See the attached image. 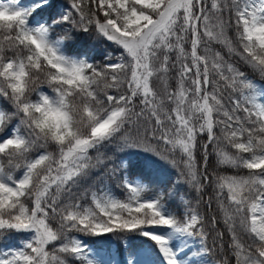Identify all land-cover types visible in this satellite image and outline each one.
Instances as JSON below:
<instances>
[{"label": "snow or ice", "instance_id": "obj_1", "mask_svg": "<svg viewBox=\"0 0 264 264\" xmlns=\"http://www.w3.org/2000/svg\"><path fill=\"white\" fill-rule=\"evenodd\" d=\"M5 232L0 264H264V0L0 2Z\"/></svg>", "mask_w": 264, "mask_h": 264}, {"label": "trees", "instance_id": "obj_2", "mask_svg": "<svg viewBox=\"0 0 264 264\" xmlns=\"http://www.w3.org/2000/svg\"><path fill=\"white\" fill-rule=\"evenodd\" d=\"M5 1L9 2V0H5ZM20 3L26 5V4L30 3V0H20ZM111 47H114V46H110V45H108L104 42H101V41H93V40L86 41V50L89 52V55L94 57L97 61H100L103 58V56L105 55V52L110 50ZM213 163H215V161H213ZM236 171H240L241 173H243L246 170L229 169V170L225 171L223 174H232ZM176 178H177L176 176L173 177V179H176ZM119 185H120L119 174H117V176H115V177H112L111 179H106L103 182V186L106 189H108L114 195H117L122 199V198H125L126 193L124 192V190ZM176 192L179 195H183L185 199L191 201L193 206H195V200L198 197L196 196V194L191 189L187 188L184 184H180L177 186ZM173 199L176 200L177 204L180 203L178 196H174ZM206 200H207V197H205L204 201H201V203L199 205L200 213L202 215H206L207 217H211L212 215H216L217 213L215 211V206L211 210L205 208V201ZM213 204H215V202H213ZM220 230H222V225L220 226ZM226 242H227V237H226ZM208 244H209V246L212 245L211 239L208 241ZM216 257H217V252L215 250H213V252L210 255H208V258L210 259L211 262H215Z\"/></svg>", "mask_w": 264, "mask_h": 264}, {"label": "rangeland", "instance_id": "obj_3", "mask_svg": "<svg viewBox=\"0 0 264 264\" xmlns=\"http://www.w3.org/2000/svg\"><path fill=\"white\" fill-rule=\"evenodd\" d=\"M0 2L8 3L5 0H0ZM29 235H30L29 233H15V232H5L3 234H0V254H3L4 252H7L9 250H15L21 248L23 242L28 239ZM198 246H199L198 242L193 243L194 248ZM206 260L209 262V264H214L211 263L207 257Z\"/></svg>", "mask_w": 264, "mask_h": 264}]
</instances>
